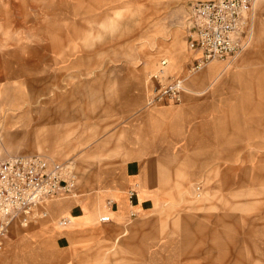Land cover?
Wrapping results in <instances>:
<instances>
[{"label": "rangeland", "instance_id": "374dc122", "mask_svg": "<svg viewBox=\"0 0 264 264\" xmlns=\"http://www.w3.org/2000/svg\"><path fill=\"white\" fill-rule=\"evenodd\" d=\"M197 1L0 0V162L73 161L77 175L47 218L13 229L0 264H264V0L245 52L190 75L182 103L146 106L162 59L182 78L200 56L186 40ZM132 160L159 197L129 218L111 205Z\"/></svg>", "mask_w": 264, "mask_h": 264}, {"label": "built area", "instance_id": "2783aa9c", "mask_svg": "<svg viewBox=\"0 0 264 264\" xmlns=\"http://www.w3.org/2000/svg\"><path fill=\"white\" fill-rule=\"evenodd\" d=\"M257 0H200L190 6L186 40L188 49L200 56L193 60L188 76L167 75V60L160 62L147 83V108L182 103L189 76L212 61L239 57L253 38V8ZM76 163L57 162L40 156H19L0 162V249L16 228H27L47 218V203L68 192L76 184ZM197 187V192L201 191ZM200 195V194H198ZM110 216L101 223L109 224ZM70 220L63 218L61 226Z\"/></svg>", "mask_w": 264, "mask_h": 264}, {"label": "crops", "instance_id": "0c3cea01", "mask_svg": "<svg viewBox=\"0 0 264 264\" xmlns=\"http://www.w3.org/2000/svg\"><path fill=\"white\" fill-rule=\"evenodd\" d=\"M53 38L54 37L49 38V43H51L50 45L53 47L55 53L56 50L59 51L62 49V45L53 42ZM229 67L230 66L226 64V66L221 68L216 74L212 75L216 70V67L212 65L205 70L203 78L207 79L211 84V82H213L215 79L220 78L229 69ZM120 189L123 192L119 194L117 201L111 205V210L113 213L120 215L121 212H135L134 214H131L129 218L139 217L146 214L148 211L153 210L154 202L151 197L154 195L159 197V191H157L155 183H152L148 180L142 171L141 164L137 160L129 161L126 164L124 168V181L122 182ZM141 189L146 191L149 197H145ZM55 198L57 199V197ZM52 202L53 201L50 200L47 203L45 207L46 210H48L49 204ZM70 216L77 220L78 224L84 223L85 211L83 206H73L70 210ZM94 228L88 227L84 229H77V231L91 232L94 230ZM54 235H59L57 239L58 248L64 249L69 246L70 235H61L60 231H56Z\"/></svg>", "mask_w": 264, "mask_h": 264}, {"label": "bare ground", "instance_id": "6f19581e", "mask_svg": "<svg viewBox=\"0 0 264 264\" xmlns=\"http://www.w3.org/2000/svg\"><path fill=\"white\" fill-rule=\"evenodd\" d=\"M253 10H254V9H253ZM163 60H166V58H165V59H162V61H163ZM167 62H168V61H167ZM213 63H214V62H213ZM215 63H216V62H215ZM229 64H230V63H229ZM229 64H227V65H229ZM75 195H76V194H75Z\"/></svg>", "mask_w": 264, "mask_h": 264}]
</instances>
